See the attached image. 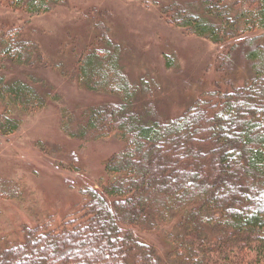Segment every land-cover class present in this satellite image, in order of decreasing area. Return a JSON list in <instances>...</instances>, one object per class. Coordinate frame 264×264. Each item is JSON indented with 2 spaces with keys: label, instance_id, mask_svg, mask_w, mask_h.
I'll return each mask as SVG.
<instances>
[{
  "label": "trees",
  "instance_id": "1",
  "mask_svg": "<svg viewBox=\"0 0 264 264\" xmlns=\"http://www.w3.org/2000/svg\"><path fill=\"white\" fill-rule=\"evenodd\" d=\"M7 3L47 13L63 0ZM161 14L224 45L217 67L224 75L183 113L163 119L157 102L141 99L152 82L126 74L121 45L94 21L96 44L72 50L69 67L57 61L52 69L81 90L111 97L80 112L63 107L61 126L87 142L117 130L124 146L105 162L107 177L82 190L75 210L22 225L20 238L0 236V264H264V0L172 1ZM25 30L0 20V138L20 128L15 111H38L62 96L32 73L8 75L9 68L50 66L36 31L28 37ZM165 62L176 67L171 54ZM241 69L251 76L237 85L228 73ZM22 194L18 181L0 178L1 198ZM140 232L159 234L164 252Z\"/></svg>",
  "mask_w": 264,
  "mask_h": 264
},
{
  "label": "rangeland",
  "instance_id": "2",
  "mask_svg": "<svg viewBox=\"0 0 264 264\" xmlns=\"http://www.w3.org/2000/svg\"><path fill=\"white\" fill-rule=\"evenodd\" d=\"M172 1L182 0H63L47 13H24L0 0V20L24 26L28 37L36 34L41 53L50 62L47 67L9 68L8 75L32 73L62 95L38 111L20 116L15 111L14 116L22 119L20 128L0 138V178L18 181L23 191L18 199L0 197V236L20 238L22 225H35L49 216L59 220L75 210L86 198L82 190L107 177L105 162L124 146L117 130L87 142L69 137L61 126L63 107L80 112L111 97L81 90L52 69L57 61L69 67L72 50L81 53L96 44L100 32L92 27L94 21L102 20L112 41L121 45L126 74L133 81L144 77L152 82L149 96L142 94L141 99L157 102L163 119L183 113L224 75L217 67L225 46L166 21L161 8ZM85 15L94 18L91 23ZM170 54L176 59L174 68L166 66L165 56ZM239 71L228 73L237 85L251 76ZM3 109L0 102V112ZM140 236L162 253L166 249L159 234L140 232Z\"/></svg>",
  "mask_w": 264,
  "mask_h": 264
}]
</instances>
